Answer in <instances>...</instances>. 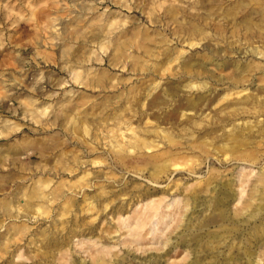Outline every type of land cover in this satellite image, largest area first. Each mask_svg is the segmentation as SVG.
<instances>
[{
  "label": "rangeland",
  "instance_id": "rangeland-1",
  "mask_svg": "<svg viewBox=\"0 0 264 264\" xmlns=\"http://www.w3.org/2000/svg\"><path fill=\"white\" fill-rule=\"evenodd\" d=\"M262 172L264 0H0V264H224Z\"/></svg>",
  "mask_w": 264,
  "mask_h": 264
},
{
  "label": "bare ground",
  "instance_id": "bare-ground-1",
  "mask_svg": "<svg viewBox=\"0 0 264 264\" xmlns=\"http://www.w3.org/2000/svg\"><path fill=\"white\" fill-rule=\"evenodd\" d=\"M191 43H192V46H193L194 42H191ZM134 143L136 144V142H134ZM134 146H136V145H134ZM134 146L132 145V147H134ZM127 149H128V147H127ZM127 149H126V151H127ZM251 160H252V158H251ZM211 177L212 176L208 177L205 180L203 179L204 181H202V182L205 185L202 186V187H207L210 184V181L212 180ZM258 181H259L260 185L261 184L264 185V172L261 173ZM258 186H256V188H255L256 191H258ZM226 188H227V186H220L218 188V194L219 195H223V196H218L217 198H215L213 200L212 204L207 205V207H209L207 209H210L211 215L208 216V217H204L203 219H201L200 222L197 223L199 229L204 228V227H209V226H212V225L221 227L220 229L214 230L213 232H210V233L207 234L208 240H210L211 242L218 240L226 232H227L228 236L230 235V231H232V230L229 229V228H226V227L223 228L222 224L224 222H228L231 225L234 224L233 226H235V222L232 219V217L228 214V209L226 208L227 207V198H225L226 197L225 192L227 191ZM261 188L262 187H260V190H261ZM201 190H202L201 188H197L192 193L195 194V195H198ZM260 194H262V193L260 192ZM247 206H252V203H248ZM105 207H106V205H105ZM262 209H264V198L261 197L259 202H258V204L254 208H252V211L250 213L251 217L256 216L257 213L260 212V210H262ZM237 211L238 210H235V212H237ZM96 214L98 215L97 212H96ZM97 215H95V216H97ZM95 216H93V217H95ZM258 219H259V223H257V224L254 223V225H253V227L255 229H258V230L255 233V231L253 229H251L252 232H251V234H249L250 237L249 236H246V237L242 236L241 237L238 234H233L235 239L237 240L236 244L233 245V243H231L229 245V248H230L231 252H230V254L227 257L223 258L222 263H224V264H251L250 261H251V256H252L253 252L250 250L248 244L247 243L244 244V243H245L246 239L250 240L251 238L261 239L262 241H264V217L261 216ZM186 227H188V223H187V226L185 225V228ZM219 232H222V234H220ZM184 236L186 237V235H184ZM225 236L226 235H224V237ZM185 237L181 236V239L179 240V242L186 244L187 243V239ZM191 237H193V236H191ZM236 246L238 247V249L236 248L237 250H232V248H234ZM188 247H189L188 248L189 252H196V251L197 252L198 251L202 252V250H204L203 247H201V246L199 247V243H197V242H196V244H192L191 243L190 245H188ZM239 249H242V253H240ZM92 257H93L94 263L99 262V263H102V264H106L108 262V260H106L105 256L102 255V254H94ZM236 257H238V258H243L244 257L243 258L244 261L240 262L241 259H237V260H239L237 262ZM203 259H204V257L201 258L199 255H197L196 257H193L192 259H190L189 262H186V264H200ZM110 262H111V260H110ZM71 263L75 264L74 259H73V261H71Z\"/></svg>",
  "mask_w": 264,
  "mask_h": 264
}]
</instances>
